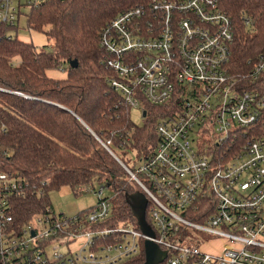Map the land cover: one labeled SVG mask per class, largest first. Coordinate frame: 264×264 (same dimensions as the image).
Wrapping results in <instances>:
<instances>
[{
  "label": "built area",
  "instance_id": "built-area-1",
  "mask_svg": "<svg viewBox=\"0 0 264 264\" xmlns=\"http://www.w3.org/2000/svg\"><path fill=\"white\" fill-rule=\"evenodd\" d=\"M43 1L0 0V23L17 25L24 8ZM223 1L151 0L101 33L110 84L127 104L143 115L142 99L169 106L154 123L152 154L133 170L124 165L147 197L154 235L114 220L103 187L97 204L76 214L47 207L18 221L11 201L44 188L0 170L3 264H124L146 239L167 251L161 264H264V83H256L264 55L249 72H233L235 25ZM193 231L218 237L221 252L204 250Z\"/></svg>",
  "mask_w": 264,
  "mask_h": 264
},
{
  "label": "trees",
  "instance_id": "trees-1",
  "mask_svg": "<svg viewBox=\"0 0 264 264\" xmlns=\"http://www.w3.org/2000/svg\"><path fill=\"white\" fill-rule=\"evenodd\" d=\"M150 1L45 0L23 13L29 28L53 40L44 48L12 35L17 25L0 23V123L8 126L0 131V170L45 191L14 198L16 220L24 222L50 207V190L68 186L83 194L103 187L115 193L109 198L114 220L137 225L126 196L141 189L118 151L133 150L138 159L151 155L158 142L153 125L169 106L142 99L145 122L134 124L132 107L110 84L113 73L101 33L119 14ZM222 6L235 25L230 67L247 73L249 61L264 55V0H224ZM50 69H63L67 76L49 77ZM256 83H264V74ZM128 137L131 143L124 149ZM144 261L142 251L124 264Z\"/></svg>",
  "mask_w": 264,
  "mask_h": 264
},
{
  "label": "rangeland",
  "instance_id": "rangeland-1",
  "mask_svg": "<svg viewBox=\"0 0 264 264\" xmlns=\"http://www.w3.org/2000/svg\"><path fill=\"white\" fill-rule=\"evenodd\" d=\"M29 9L24 8L23 12L26 14ZM12 35L17 34L18 38L22 41L33 43L37 48H44L48 45L53 44V40L50 39L46 33L38 32L28 27L27 19L24 16L20 17L15 30L11 32ZM20 62V57L14 59V63L18 64ZM47 75L52 78L63 79L67 76V72L63 69H50L47 71ZM131 119L137 126H143L145 122V117L143 116L142 109L140 107L133 106L131 108ZM154 128V125H153ZM196 146L197 142L194 141ZM124 150H119L120 155L124 156L125 161L128 163L130 168L137 167L139 161L137 156L134 154L133 150H127L126 154L123 155ZM100 187L97 188V192ZM115 193L110 188L103 189L102 197H108L114 199ZM49 196V206L55 212H64L68 215L76 214L75 209L85 210L97 204L99 201V195L96 192H87L83 194L73 193L68 186H63L60 189L50 190ZM75 208V209H74ZM195 238L199 239L202 243V248L214 254H218L222 250V240L218 237L209 235L204 232L193 231L192 233Z\"/></svg>",
  "mask_w": 264,
  "mask_h": 264
},
{
  "label": "water",
  "instance_id": "water-1",
  "mask_svg": "<svg viewBox=\"0 0 264 264\" xmlns=\"http://www.w3.org/2000/svg\"><path fill=\"white\" fill-rule=\"evenodd\" d=\"M76 61L73 66H76ZM144 114H146L144 112ZM118 159V158H117ZM126 199L131 205L133 214L141 230L148 236H153L151 226L146 220L147 197L142 191L127 195ZM145 261L143 264H161L167 256V251L160 248L154 241L146 239L144 242Z\"/></svg>",
  "mask_w": 264,
  "mask_h": 264
},
{
  "label": "crops",
  "instance_id": "crops-1",
  "mask_svg": "<svg viewBox=\"0 0 264 264\" xmlns=\"http://www.w3.org/2000/svg\"><path fill=\"white\" fill-rule=\"evenodd\" d=\"M69 188V187H68ZM70 189V188H69ZM75 209V208H74ZM76 213L82 211L81 209H75Z\"/></svg>",
  "mask_w": 264,
  "mask_h": 264
}]
</instances>
